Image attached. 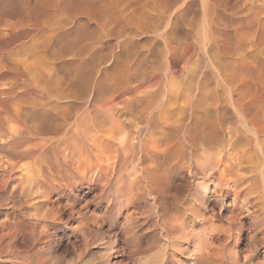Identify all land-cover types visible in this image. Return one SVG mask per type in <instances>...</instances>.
<instances>
[{"label": "rangeland", "instance_id": "1", "mask_svg": "<svg viewBox=\"0 0 264 264\" xmlns=\"http://www.w3.org/2000/svg\"><path fill=\"white\" fill-rule=\"evenodd\" d=\"M219 2V19L205 23L203 28L180 21L174 28L175 38L168 44L143 38L136 42L132 38L116 46L113 40L112 46L119 50L151 52L109 59L106 87L116 89L119 97L109 101L108 106L122 117H143L149 113L152 120L158 119L163 111L169 115L173 128L182 129L186 139L190 132L182 121L183 113L177 111L185 101L193 104L194 117L220 118V129L215 128L220 131L219 142L208 143L196 137L195 143L188 145L187 155L179 160L170 163L167 157L159 158L161 168L171 165L159 189L165 194L164 200L172 201L168 213L173 212L176 204L189 209L188 232L178 240L182 248L191 250L192 234L203 233L221 249L220 256L226 264H264V24L254 21L242 0ZM194 5L187 14L197 18L199 6L197 2ZM208 8L211 15V5ZM193 31L198 33L195 37H185ZM102 77L98 64L94 78ZM155 131L161 130L151 129L154 138L162 133ZM123 134L118 147L124 146L125 151L118 150L120 158L115 159L109 174L101 168L103 162L97 156L92 158L90 180L82 178L68 159L60 174L52 170L50 177L44 171L47 178L39 180L40 188L35 186L42 196L35 200L42 205L39 213L45 215L41 218L44 231L51 236L34 250H44L48 244L71 248L84 244L97 254L94 264L165 263L163 248H168L172 233L168 238L160 237L165 215L160 202L153 203V194H149L145 185L149 182L146 173L135 159L139 138L127 124ZM205 161L211 164L207 175L202 178L196 173L195 176L191 170ZM55 174L57 178L53 177ZM199 182L208 185L205 194L199 192ZM234 216L237 226L231 225ZM209 232L218 236V240L211 239ZM226 232L231 234L227 239ZM229 254H236L237 260H230ZM69 257L66 255L65 259ZM8 260V256L2 255L0 264H9ZM189 263L182 256L178 264Z\"/></svg>", "mask_w": 264, "mask_h": 264}, {"label": "bare ground", "instance_id": "2", "mask_svg": "<svg viewBox=\"0 0 264 264\" xmlns=\"http://www.w3.org/2000/svg\"><path fill=\"white\" fill-rule=\"evenodd\" d=\"M242 1L254 21L264 24V0ZM196 2L200 14L193 18L187 12ZM219 6V0H0V244L4 246L0 248V257L8 256L9 264H94L96 253L84 244L72 248L48 244L44 250H34L51 236L44 231L41 218L45 215H40L42 205L36 201L42 193L37 188H40L39 180H43L44 171L50 177L52 170L60 174L67 159L74 163L82 178L90 180L94 167L92 158L97 156L103 162L101 168L109 174L119 157L118 150L125 151L124 146H118L124 139L127 124L139 138L135 159L140 161L145 179L150 182L145 185L149 194H153V203L160 202L165 215L160 237L172 233L168 251L163 248L164 264H178L182 256L189 264L227 263L220 256L221 249L214 246L206 234H192L191 250L181 247L178 240L188 232L189 209L176 204L171 207L173 212L168 213L172 201L164 200L165 194L159 189L166 180L170 163L187 155L188 145L194 144L196 137L208 143L220 141V131H217L220 118L194 117L193 104L180 101L182 106L177 111L183 113L182 121L190 132L186 139L181 134L182 129L173 128L169 115L163 111L156 120H152L149 113L143 117H122L108 106L109 101L119 95L105 83L111 57L151 52L119 50L117 44L127 43L132 38L136 42L143 38L168 44L175 38L174 28L178 22L203 28L205 23L219 19ZM197 34L193 31L185 37L193 38ZM113 40L116 46H112ZM98 64L103 77L95 80ZM153 128L161 130V135L155 131L159 137L151 135ZM163 156L170 163L161 168L159 158ZM209 164L205 161L191 171L204 178L211 167ZM200 182L199 192L205 194L208 185ZM236 220V216L231 217V225H239ZM210 236L218 240L212 232ZM230 236L226 232L225 239ZM66 255L70 257L65 259ZM234 255L229 254L230 260H237Z\"/></svg>", "mask_w": 264, "mask_h": 264}]
</instances>
